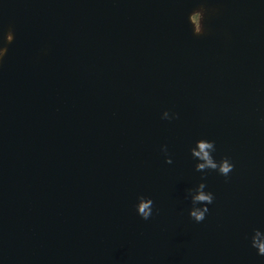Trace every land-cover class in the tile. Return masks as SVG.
I'll return each mask as SVG.
<instances>
[{"label": "water", "instance_id": "water-1", "mask_svg": "<svg viewBox=\"0 0 264 264\" xmlns=\"http://www.w3.org/2000/svg\"><path fill=\"white\" fill-rule=\"evenodd\" d=\"M9 28L0 264H264V0H0ZM201 138L227 178L195 170Z\"/></svg>", "mask_w": 264, "mask_h": 264}, {"label": "clouds", "instance_id": "clouds-1", "mask_svg": "<svg viewBox=\"0 0 264 264\" xmlns=\"http://www.w3.org/2000/svg\"><path fill=\"white\" fill-rule=\"evenodd\" d=\"M205 15V10L203 7L196 10L195 15H192L191 19L196 24V32H203L202 20ZM11 31V30H9ZM13 35H8L7 40L11 41ZM7 53V47H0V62L3 61ZM167 115V114H165ZM178 118V114H176ZM193 158H199L196 163L195 170L197 172L215 171L219 175L227 178L229 174L234 170V163L227 156L222 157L217 160L212 153L216 151L215 141H210L201 138L196 142V147L191 149ZM166 163L171 164L172 160H166ZM207 185L204 182H200L194 187L187 190L185 199L190 197L192 202V207L188 209L189 217L196 223H200L205 220L206 214L209 212V205L214 202L215 196L212 191L206 190ZM197 204L200 207H197ZM150 205H154V201L145 199L141 197L136 205V214L140 216L143 220H148L152 217L154 212V207L150 210ZM194 218V219H193ZM264 230L261 228H254L250 236V245L256 250L258 256H264Z\"/></svg>", "mask_w": 264, "mask_h": 264}, {"label": "rangeland", "instance_id": "rangeland-1", "mask_svg": "<svg viewBox=\"0 0 264 264\" xmlns=\"http://www.w3.org/2000/svg\"><path fill=\"white\" fill-rule=\"evenodd\" d=\"M201 7H203L204 10H205V15H204V18H203V20H202V28H204V30H203V32H201V33H197V32H196V24H195L194 21H192L191 17H192V15H195L196 10L200 9ZM201 7L195 8V9L190 13V16H189V21H190V24H191V26H192V30H193L194 34H196V35H202V34H205V33L208 31V28H207V21H208V18H209L212 14L215 13L214 9H208V8H206V7H204V6H201ZM9 30H11V29L9 28V29L7 30V32H6L5 36H4L3 42H2V44H1L0 47H5V46L7 47V45L9 44L10 41L7 40V36L10 35V34L12 35V31H9Z\"/></svg>", "mask_w": 264, "mask_h": 264}]
</instances>
